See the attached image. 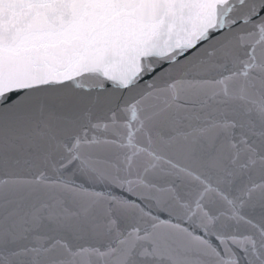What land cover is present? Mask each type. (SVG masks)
<instances>
[{
	"label": "snow or ice",
	"instance_id": "6c2138e0",
	"mask_svg": "<svg viewBox=\"0 0 264 264\" xmlns=\"http://www.w3.org/2000/svg\"><path fill=\"white\" fill-rule=\"evenodd\" d=\"M0 264H264V0H0Z\"/></svg>",
	"mask_w": 264,
	"mask_h": 264
}]
</instances>
